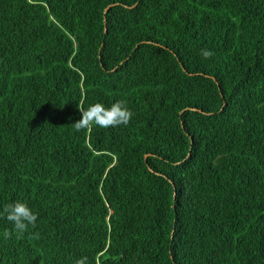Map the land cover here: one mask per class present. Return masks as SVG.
<instances>
[{"label":"trees","instance_id":"1","mask_svg":"<svg viewBox=\"0 0 264 264\" xmlns=\"http://www.w3.org/2000/svg\"><path fill=\"white\" fill-rule=\"evenodd\" d=\"M14 201L37 222L0 217V264H264V0H0Z\"/></svg>","mask_w":264,"mask_h":264},{"label":"clouds","instance_id":"2","mask_svg":"<svg viewBox=\"0 0 264 264\" xmlns=\"http://www.w3.org/2000/svg\"><path fill=\"white\" fill-rule=\"evenodd\" d=\"M202 55L207 58L212 53L209 50H202ZM80 112V118L74 122L76 131L85 129L93 123L101 128L127 125L133 115L123 100L116 101L110 106L96 102L91 104L87 109L80 110ZM37 216L38 214L23 201L8 203L0 209V217L11 222L16 233L25 232L29 226L35 227ZM2 235L4 239H8L11 233L4 231ZM87 262L88 258L84 256L77 260L76 264H87Z\"/></svg>","mask_w":264,"mask_h":264},{"label":"water","instance_id":"3","mask_svg":"<svg viewBox=\"0 0 264 264\" xmlns=\"http://www.w3.org/2000/svg\"><path fill=\"white\" fill-rule=\"evenodd\" d=\"M106 10V8L104 9V11ZM103 22H105V19H104V21ZM105 27V26H104ZM144 156H146V154L144 155Z\"/></svg>","mask_w":264,"mask_h":264}]
</instances>
